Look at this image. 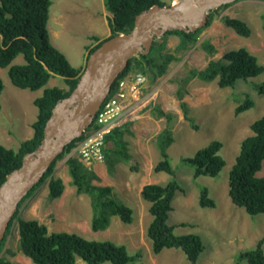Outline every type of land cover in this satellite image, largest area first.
<instances>
[{
	"label": "rangeland",
	"instance_id": "obj_1",
	"mask_svg": "<svg viewBox=\"0 0 264 264\" xmlns=\"http://www.w3.org/2000/svg\"><path fill=\"white\" fill-rule=\"evenodd\" d=\"M103 1L53 0L51 6L53 18L51 17L49 21L51 25L57 24V27H60L58 38L60 35L70 33L73 28L76 29L75 32H72L78 36V43L75 40L71 41L75 48L71 51V55L78 59L83 56V54L80 55V50L84 52L86 49L87 52L91 44L96 42V39L93 38L94 35H98L102 40L111 35H101V31L109 24L108 17L112 16L108 11H105ZM163 1L170 4L173 0ZM59 15H62L63 24L67 23V29H64L65 26L61 28L60 22L55 21V17ZM212 16V23L201 31L196 44L188 51L176 53L182 57L173 60L162 77H159L155 82L147 83V87L142 93L144 98L135 108L134 115L131 116L132 118L137 117L132 121V124H136L141 131L144 129L142 126L147 124L151 130L149 132L138 130L133 132L129 126L132 134L128 132L124 134L128 152L132 156V164L136 166V169H132V164L129 162H118L114 165L113 172H108L109 176L105 175L104 180L95 182L105 185L108 184L107 180H110L109 183L113 181L116 188L122 187V184L127 181L131 182L132 188H135L136 185V189L129 191V194L121 195L114 192L118 199L133 208L134 221L127 224L122 222L118 216H114L106 230L93 231L91 228L93 214L91 199L88 195L78 194L77 189L65 192L66 204L55 206L58 210L57 214L56 208H54L56 202L53 203L54 200L48 198L47 183L49 179L59 173L66 181L68 189L70 186L76 188L72 179L68 178L70 174L66 161L70 155L66 154L56 163L52 176L38 186L34 193L21 204L19 215L11 223L9 235L0 256L17 262L20 261L21 255L27 257L20 250L17 237L19 236L17 219L27 216L37 218L40 222L45 223L50 232H74L87 239L111 240L118 244H125L132 253L140 250L142 254L139 264H194L187 259L182 249L170 248L164 249L160 254L153 253L151 243L146 237L147 227L152 220L149 212L150 203L144 200L141 195V199L139 198L137 188L143 182L166 184L172 178L164 171L156 172L154 170L156 161L160 158L156 142L157 135L167 125L165 117L157 116L158 110H163L174 116L172 121L174 142L168 148V153L171 164L176 170L175 177L183 187V191H178L173 200V210L170 212L169 222L177 225L188 223L186 226H177L175 230L177 234H199L202 237L206 250L201 254L196 264H237L235 256L240 251L255 247L256 243L264 236V216L262 214L251 216L245 208L235 205L229 196L228 182L230 169L240 151L242 140L253 134L251 124L264 114V95L259 94L255 89L257 85L264 83V72L248 80L240 79L235 87L227 88H221L218 85V79L208 83L198 78L190 80L185 85L183 100L189 110L188 116L194 119L198 128H194L191 121L185 118L177 97V80L185 77L190 69H203L210 60L222 59L224 53L240 47H246L264 65V0H242L232 3L213 13ZM222 16L243 19L252 29L251 36L244 37L237 34L222 22ZM162 40L160 38L156 42H162ZM205 40L214 42L217 50L213 55H209L202 47ZM166 42V48L173 52L180 43V37L169 35ZM23 62L24 57L20 55L12 64ZM134 72L136 71L131 70L129 73L133 74ZM0 77L5 83L1 95L0 141L6 147L17 151L20 143L27 136L25 125H31L32 118H36L38 109L36 108V114H34L33 107L26 97H21L17 91L11 88L15 85L10 80L8 68L0 67ZM56 85L69 89L66 80L62 77L54 78L49 84V86ZM11 94L12 97H9ZM247 94L254 100V106L236 115V107L245 100ZM18 107L26 111L27 117L31 116L29 121L24 120L21 115L22 111ZM28 107L32 109L30 112ZM140 125L142 126L140 127ZM212 140H219L223 143L221 154L226 160V165L217 177L202 175L194 179L193 168L181 164V160L183 157L193 156ZM107 146L110 147V144L107 143ZM143 155L152 159L153 165H150V168H145ZM155 155L157 156L155 157ZM104 165L107 167L106 163ZM259 175L264 176V168L259 172ZM198 185H205L209 188L210 196L217 204L215 208H204L199 205L200 189ZM215 224H217V228ZM250 238L257 242L246 244ZM28 261L26 264H34L30 258ZM77 264H86V262L78 259ZM106 264L112 263L107 262ZM241 264H247V262Z\"/></svg>",
	"mask_w": 264,
	"mask_h": 264
},
{
	"label": "trees",
	"instance_id": "obj_2",
	"mask_svg": "<svg viewBox=\"0 0 264 264\" xmlns=\"http://www.w3.org/2000/svg\"><path fill=\"white\" fill-rule=\"evenodd\" d=\"M242 1L238 0L237 2ZM107 11L112 14L109 17L111 36L122 32H129L134 27L136 16L155 4L166 5L163 0H104ZM236 3V2H235ZM53 0H0V67L8 69L11 82L21 88L36 91L48 84L51 77L60 75L65 77L69 89L58 86L46 87L43 95L35 100L39 108L38 120L34 123V136L32 139L21 143L16 151L6 147L0 141V186L6 176L22 164L23 156L34 151L44 137V130L52 110L59 100L68 97L76 88L79 81L81 68L74 67L67 56L53 45L49 31V19ZM231 4L220 7L209 16L208 27L213 20V13ZM222 22L232 28L237 34L249 37L252 29L241 18L222 16ZM204 29V28H203ZM203 29L196 32L169 31L162 37V42H154L149 54L140 55L129 62L126 70L121 74L126 75L134 70L149 77L155 82L166 74L173 60L182 56L176 53L188 51L198 41ZM169 35L180 37V43L171 52L166 48V38ZM98 40L97 36H93ZM102 43V42H101ZM101 43L91 49L92 53ZM202 47L209 55L216 52V46L205 40ZM23 55L25 63L12 64L16 57ZM225 61V62H224ZM264 72V65L259 62L256 55L246 47L232 49L224 53L223 58L211 60L204 69L192 68L185 77L177 80V97L185 118L191 121L194 128H198L194 119L188 116V108L183 100L185 85L192 79L198 78L204 82H212L218 79L221 88L235 87L238 80H248ZM4 82L0 77V112L2 109L1 95L4 90ZM256 91L264 95V83L255 87ZM255 102L249 94L236 109V115L249 110ZM159 118L165 117L166 127L158 135V147L161 160L155 165L156 172L164 171L172 176L166 184L149 183L141 192L144 200L150 203L149 212L152 220L146 231V237L151 243L152 251L160 254L164 249H182L187 259L196 264L201 254L206 250V245L199 234H177V226H186L188 223L171 224L170 212L173 210V200L178 191L183 187L176 179V170L171 164L168 153L169 146L174 142L172 133L173 114L158 110ZM253 134L244 138L240 145V151L236 156L229 173V196L232 202L245 208L251 216L262 214L264 216V176L259 172L264 168V114L251 124ZM132 134L129 123L114 128L107 136L111 141V147L104 148L107 154V167L113 172V167L118 162L132 164V156L128 152L124 134ZM79 138L66 146L64 153L57 158L61 159L76 146ZM223 143L212 140L207 146L199 149L193 156L183 157L181 164L193 168L194 179L202 175L217 177L226 165V160L221 154ZM56 160V161H57ZM55 161V162H56ZM55 162L45 173L43 179L23 199L21 204L28 199L38 186L52 175ZM69 174L72 183L77 188L78 194L88 195L91 199L93 231L106 230L112 217L118 216L124 223L134 221V210L118 199L113 187L99 185L101 178L88 168L78 157H69L67 160ZM132 169L136 166L132 164ZM50 200L60 198L64 192L65 184L61 178L51 177L48 183ZM200 189L199 205L201 207L215 208L216 201L210 196L209 188L198 185ZM19 215V210L14 218ZM19 246L24 255L29 257L34 264H77L82 259L86 264H139L141 251L132 253L125 244H118L111 240L87 239L78 233L66 231L50 232L45 223L38 219H25L18 217ZM11 227V224H10ZM9 227V229H10ZM9 235V230L6 238ZM6 238L0 243V253ZM264 264V236L252 249L240 251L235 256V263ZM0 264H23L0 256Z\"/></svg>",
	"mask_w": 264,
	"mask_h": 264
},
{
	"label": "water",
	"instance_id": "obj_3",
	"mask_svg": "<svg viewBox=\"0 0 264 264\" xmlns=\"http://www.w3.org/2000/svg\"><path fill=\"white\" fill-rule=\"evenodd\" d=\"M238 0H179L155 4L136 16L129 32L104 40L88 57L71 94L59 100L48 119L39 146L23 156L22 164L0 186V243L6 238L19 204L43 179L66 146L89 128L110 94L112 85L131 62L150 53L154 42L169 31L196 32L212 12Z\"/></svg>",
	"mask_w": 264,
	"mask_h": 264
},
{
	"label": "crops",
	"instance_id": "obj_4",
	"mask_svg": "<svg viewBox=\"0 0 264 264\" xmlns=\"http://www.w3.org/2000/svg\"><path fill=\"white\" fill-rule=\"evenodd\" d=\"M103 6H104V9H105V11H107L106 10V8H105V4H104V1H103ZM86 12H87V10H86ZM51 17H52V14H51V12H50V20H51ZM53 18V17H52ZM61 18H62V15H59L58 17H55V21L57 22L58 21V23L60 22V24L59 25H61V28H64V26H65V28L64 29H67L68 27H67V23L66 24H63V21L61 20ZM107 18V17H106ZM59 28L60 27H57V24H53V25H51V23H50V21H49V31H50V37H51V41H52V43H53V45L54 46H56L58 49H60L66 56H67V58L69 59V61H70V63L74 66V67H76V68H81V67H85V64H86V61H87V56H88V51L86 52V49H84V52H82L81 50L79 51L80 52V55H82L83 54V56H82V58H81V56H80V58L78 59V57H75V56H72L71 55V51H73V50H75V48H74V46L72 45V43H71V41H73V40H75V42L76 43H78L77 41H78V36H76L73 32H75V30L76 29H74L73 28V32L70 30V33H68V34H63V35H60V38H58L57 37V35L58 34H60V33H58L59 32ZM70 28V27H69ZM98 34V33H97ZM109 34H111V28L109 27V24H108V26L107 27H105L104 28V30L103 31H101V35H104V36H107V35H109ZM94 36H98V35H94ZM56 37H57V40H56ZM99 37V36H98ZM100 38V37H99ZM102 39H99V41H101ZM99 41H96V42H94L93 44H91V47L90 48H93ZM213 44H214V42H212ZM90 45V44H89ZM215 45V44H214ZM88 46V45H87ZM86 46V47H87ZM82 49V48H81ZM20 57V56H19ZM59 76H53V77H51V79L49 80V84H50V82L51 81H53L54 80V78H58ZM48 84V85H49ZM57 86V85H56ZM50 87H53V86H50ZM11 88L13 89V90H15V91H17L19 94H20V96L21 97H26V100L29 102V103H31V105H32V103L34 102V100L38 97V96H40L42 93H43V89L42 90H39V91H36V92H33V91H30V90H24V89H19V88H16V87H13V86H11ZM7 91H9V90H7ZM32 93H35V94H32ZM9 97H12V94L9 96ZM32 107V106H31ZM19 108V107H18ZM28 109H29V112L32 110L30 107H28ZM19 110H21L22 111V113H21V115L24 117V120L25 121H29L30 119H31V116H26V111L25 110H22V109H20L19 108ZM4 111V110H3ZM20 112V111H19ZM2 113H0V115H1ZM137 117H130L129 119H127V120H124V122H123V124H126V123H129V125H130V127H131V130L133 131V132H136L137 130L138 131H141V130H139L137 127L138 126H136V124H132V123H130V122H132L134 119H136ZM150 122V121H149ZM122 124V125H123ZM142 125H140V127H141ZM142 127H144V129H143V131H141V132H149L150 130H151V128H150V126L149 125H145V126H142ZM161 132V131H160ZM159 132V133H160ZM25 133H26V137L24 138V139H28V138H30L31 136H32V134H33V130L31 129V125L30 126H26L25 125ZM159 133H158V135H159ZM158 135H157V139H156V142L158 141ZM23 139V140H24ZM158 145V144H157ZM170 147V146H169ZM168 151V150H167ZM157 155H155V157H156ZM159 156H160V158L158 159V161H156L157 163L161 160V155H160V151H159ZM143 159H145L144 160V163H145V168L147 167V168H150L149 166L150 165H153L152 163H153V161H151L152 159H150V158H148L146 155H143ZM122 162V161H121ZM120 162V163H121ZM95 170H96V172L98 173V175L100 176V178L101 179H105V175H108L109 176V171H108V169H107V167H105V165L104 164H102V165H100V164H97L96 166H95ZM148 171H149V169H147ZM141 171H142V169H141ZM143 171H145V169H143ZM147 171V172H148ZM161 172H163V171H161ZM55 177H61L62 179H63V182H64V184H65V190H64V193H63V196H61L60 198H57V199H55L54 201H53V203H55L54 204V208H56L55 206L58 204L59 206H62L63 204H66V200H64L65 198H64V194H65V192H67V190H69L70 191V189H75L76 190V188L75 187H71L70 186V188L68 189V187H67V183H66V181L64 180V178H63V176H61L59 173H57L56 174V176ZM68 178H71L70 176L68 177ZM107 182H108V184H105V185H110V186H112L113 187V190H114V192L116 191V192H118V193H120L121 195H124V194H129V191H131L132 189H136V185H135V188H132V185H131V182L130 181H127L126 183H123L122 184V187H120V188H116V186L114 185V182L112 181V183H109V182H111L110 180H107ZM106 183V182H105ZM147 183H150V182H143V183H141V184H139V187H138V184H137V194H138V196H139V198L141 197L140 195H141V192H142V189H143V187L147 184ZM48 184V183H47ZM48 186V185H47ZM48 189H49V187H48ZM136 191V190H135ZM48 192H49V190H48ZM85 195V194H84ZM117 196V195H116ZM141 199V198H140ZM61 211V210H60ZM56 213L58 214V210H57V208H56ZM212 217V216H211ZM210 217V218H211ZM22 218H25V219H32V218H29V217H27V216H24V217H22ZM35 219H37V218H35ZM215 220H217V219H215ZM217 223H218V221H217ZM215 227L217 228V224H215ZM218 227H220V225H218ZM18 237V239H19V236H17ZM242 239V238H241ZM244 242H246V241H244ZM255 242H257V241H255V239H253V238H250L249 240H247V243L246 244H249V243H251V244H253V243H255ZM256 245H257V243H256ZM29 258V257H28ZM28 258L27 257H24L23 255H21L20 257H19V259H20V261H18V262H20V263H23V264H26V263H28L29 261H28ZM17 262V261H16Z\"/></svg>",
	"mask_w": 264,
	"mask_h": 264
},
{
	"label": "built area",
	"instance_id": "obj_5",
	"mask_svg": "<svg viewBox=\"0 0 264 264\" xmlns=\"http://www.w3.org/2000/svg\"><path fill=\"white\" fill-rule=\"evenodd\" d=\"M145 83L146 77L142 73L128 75L102 104L96 116V126L77 147L85 162H104L103 147L107 134L135 112L142 100Z\"/></svg>",
	"mask_w": 264,
	"mask_h": 264
},
{
	"label": "clouds",
	"instance_id": "obj_6",
	"mask_svg": "<svg viewBox=\"0 0 264 264\" xmlns=\"http://www.w3.org/2000/svg\"><path fill=\"white\" fill-rule=\"evenodd\" d=\"M104 4H105V2H104ZM106 8V7H105ZM107 10V9H106ZM109 12V11H108ZM110 13V12H109ZM111 14V13H110ZM112 15V14H111ZM110 17H112V16H110ZM109 18V17H108ZM50 20V19H49ZM109 21V20H108ZM49 27V26H48ZM111 33H112V31H111ZM111 36V35H110ZM108 37V38H106V39H109V38H111V37ZM98 37V36H97ZM106 39H104V40H106ZM104 40H102L101 42H103ZM96 41H99V37H98V40H96ZM100 41H99V43H101ZM99 43H97L96 45H98ZM20 56V55H19ZM22 57H23V55H21ZM17 58V57H16ZM15 58V59H16ZM87 60H88V58H87ZM212 60H214V59H212ZM211 61V60H210ZM209 61V62H210ZM23 63H25V59H24V62ZM23 63H19V64H23ZM209 64V63H208ZM86 65H87V61H86V64H85V67H86ZM85 67H82L81 69H82V72L84 71V69H85ZM8 69H9V67H7ZM204 69V68H203ZM81 72V73H82ZM130 72V71H129ZM127 73L126 75H122L121 76V74H120V76L117 78V80L114 82V84L112 85V89H111V91H110V94L107 96V98L114 92V89L116 88V86L119 84V82L121 81V80H123V79H125L128 75H134V74H136V73H141V72H138V71H136V72H134L133 74L132 73ZM81 73H80V75H81ZM143 74V73H142ZM80 75H79V77H80ZM145 77H146V83H145V88L147 87V83H149V82H151V80L149 79V77L147 76V75H145V74H143ZM55 76V75H54ZM56 76H59V77H62L63 79H65V77H63V76H60V75H56ZM51 79V78H50ZM3 80V79H2ZM11 80V79H10ZM66 80V79H65ZM4 82V81H3ZM204 82V81H203ZM208 83V82H207ZM49 84V83H48ZM46 85L45 86V88L46 87H50L49 85ZM4 85H5V83H4ZM68 85V84H67ZM58 86V85H57ZM16 88H19V87H17V86H15ZM54 87V86H53ZM59 87V86H58ZM45 88H42L43 89V92H44V89ZM60 88H64V87H60ZM145 88L143 89V92H144V90H145ZM19 89H21V88H19ZM42 89H39V90H42ZM64 89H66V88H64ZM24 90H29V89H24ZM39 90H36V91H39ZM30 91H32V90H30ZM36 91H33V92H36ZM43 95V93L40 95V96H38V97H41ZM37 97V98H38ZM106 98V99H107ZM143 96H142V100H143ZM106 99H105V101H106ZM104 101V102H105ZM103 102V103H104ZM100 110V109H99ZM1 113V112H0ZM98 113V112H97ZM135 113V112H134ZM134 113L132 114V115H134ZM131 115V116H132ZM96 116H97V114H96ZM96 116H95V118H94V120H93V122H92V124H91V126L89 127V128H87L86 129V131L84 132V134L79 138V141L76 143V146L71 150V152L70 153H68V155H70V157H78L88 168H90L91 170H94L95 172H96V170H95V166L97 165V164H100V165H102V164H105L106 163V165H107V154L105 153V151H104V148L105 149H108L109 147L107 146V143H109L110 144V147L112 146L111 144V141H107V136L110 134H107V136H106V139H105V145H104V147H103V153H104V156H105V159H104V162H93V163H91V164H88L87 162H85L83 159H82V157L80 156V154L78 153V150H77V147H78V144H79V142L80 141H82L89 133H90V131H92V129L96 126ZM130 116V117H131ZM130 117H127V118H125L124 120H127V119H129ZM124 120L123 121H121V123L119 124V125H117L116 127H118V126H121L122 124H123V122H124ZM130 123H132V122H130ZM130 126V125H129ZM115 127V128H116ZM33 129V128H32ZM33 136H34V131H33V134H32V136L30 137V138H28V139H32L33 138ZM28 139H24V140H22V142H24L25 140H28ZM126 141V140H125ZM21 142V143H22ZM21 143H20V146H21ZM20 148V147H19ZM62 159V158H61ZM69 159V158H68ZM67 159V160H68ZM60 159H58L56 162H55V166H56V163L59 161ZM67 162V161H66ZM117 164V163H116ZM68 165V164H67ZM69 167V166H68ZM131 167H132V165H131ZM56 168V167H55ZM107 169H108V167H107ZM69 170V169H68ZM109 171V170H108ZM97 173V172H96ZM53 174V173H52ZM98 174V173H97ZM52 176V175H51ZM54 177V176H53ZM100 177V176H99ZM55 178H59V177H55ZM62 179V178H61ZM72 179V178H71ZM50 180V179H49ZM63 180V179H62ZM101 181V180H100ZM49 183V182H48ZM43 184V183H42ZM41 184V185H42ZM147 184H149V183H147ZM77 189V188H76ZM65 190V189H64ZM19 211H20V209H19ZM15 219V218H14ZM258 243V242H257ZM256 246V245H255Z\"/></svg>",
	"mask_w": 264,
	"mask_h": 264
},
{
	"label": "flooded vegetation",
	"instance_id": "obj_7",
	"mask_svg": "<svg viewBox=\"0 0 264 264\" xmlns=\"http://www.w3.org/2000/svg\"><path fill=\"white\" fill-rule=\"evenodd\" d=\"M96 46V45H95ZM94 46V47H95ZM93 47V48H94ZM91 49L92 48H90L89 50H88V56H87V58L89 57V55L91 54L90 53V51H91ZM82 68V67H81ZM37 99V98H36ZM35 99V100H36ZM35 100H34V102L32 103V107H33V111H34V114H36V108L38 109V112H37V114H36V118L34 117V118H32V121H31V126H32V128H33V131L35 132V129H34V123L38 120V115H39V108H38V106H37V104L35 103Z\"/></svg>",
	"mask_w": 264,
	"mask_h": 264
},
{
	"label": "bare ground",
	"instance_id": "obj_8",
	"mask_svg": "<svg viewBox=\"0 0 264 264\" xmlns=\"http://www.w3.org/2000/svg\"><path fill=\"white\" fill-rule=\"evenodd\" d=\"M175 1V3H178L179 2V0H174Z\"/></svg>",
	"mask_w": 264,
	"mask_h": 264
}]
</instances>
